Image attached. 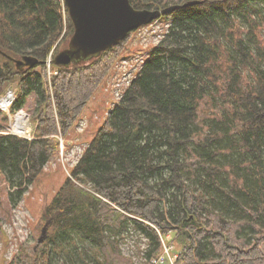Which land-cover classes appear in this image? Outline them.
I'll return each mask as SVG.
<instances>
[{
	"label": "trees",
	"instance_id": "16d2710c",
	"mask_svg": "<svg viewBox=\"0 0 264 264\" xmlns=\"http://www.w3.org/2000/svg\"><path fill=\"white\" fill-rule=\"evenodd\" d=\"M262 1L129 0L136 11L175 8L153 21L161 38L44 206L45 241L21 248L18 264H135L121 247L131 230L149 245L142 264L168 234L174 264H264ZM72 33L61 0H0V92L18 81L12 110L30 102L35 121L31 141L0 134L9 210L135 32L83 64L51 65L48 78V55ZM23 56L38 64L18 70Z\"/></svg>",
	"mask_w": 264,
	"mask_h": 264
},
{
	"label": "rangeland",
	"instance_id": "374dc122",
	"mask_svg": "<svg viewBox=\"0 0 264 264\" xmlns=\"http://www.w3.org/2000/svg\"><path fill=\"white\" fill-rule=\"evenodd\" d=\"M172 1L177 2L178 0ZM149 23L147 27L143 25L139 28H144L140 30L137 28L134 31L133 38L126 44L125 50L113 64L108 75L66 135L55 137L58 143L56 155L50 159L12 210H9L7 204L8 187L0 179V261L5 260L4 264L11 261L18 264V251L23 248L28 254L33 249L40 236L44 206L65 183L74 163L93 140L109 112L116 106L127 84L136 76L141 68V62L149 55L151 47L158 43L164 26L159 22L150 21ZM65 30L66 26L63 30L65 35H61L60 42L67 36ZM10 83V86L13 85L12 82ZM24 109L29 114V127L32 133L35 129V121L30 102ZM3 124H5L4 120ZM131 231L121 245L122 252L131 256L135 264H142L149 245L145 238ZM172 249L177 253L176 246L173 244ZM56 264H61V262Z\"/></svg>",
	"mask_w": 264,
	"mask_h": 264
},
{
	"label": "water",
	"instance_id": "95a60500",
	"mask_svg": "<svg viewBox=\"0 0 264 264\" xmlns=\"http://www.w3.org/2000/svg\"><path fill=\"white\" fill-rule=\"evenodd\" d=\"M63 2L73 33L66 47L50 62L60 68L83 64L99 56L122 42L130 32L175 8L136 11L129 0H63ZM13 62L21 71L23 68H33L38 64L37 60L30 56H23ZM48 225L49 221L43 225L37 246L45 241Z\"/></svg>",
	"mask_w": 264,
	"mask_h": 264
},
{
	"label": "built area",
	"instance_id": "2783aa9c",
	"mask_svg": "<svg viewBox=\"0 0 264 264\" xmlns=\"http://www.w3.org/2000/svg\"><path fill=\"white\" fill-rule=\"evenodd\" d=\"M16 98V89L12 86L8 87L5 92L0 96V111L5 112L8 115V133L23 137L27 140H31L32 137L29 134V116L23 110H18L13 114H9V110L13 105ZM21 122V123H20ZM23 127L26 131L24 133H18L15 131L16 127ZM165 253L168 254V249H165ZM163 261V258L152 261L153 264H158Z\"/></svg>",
	"mask_w": 264,
	"mask_h": 264
},
{
	"label": "bare ground",
	"instance_id": "6f19581e",
	"mask_svg": "<svg viewBox=\"0 0 264 264\" xmlns=\"http://www.w3.org/2000/svg\"><path fill=\"white\" fill-rule=\"evenodd\" d=\"M15 131L18 132V133H24L26 130L23 127L19 126V127L15 128Z\"/></svg>",
	"mask_w": 264,
	"mask_h": 264
},
{
	"label": "crops",
	"instance_id": "0c3cea01",
	"mask_svg": "<svg viewBox=\"0 0 264 264\" xmlns=\"http://www.w3.org/2000/svg\"><path fill=\"white\" fill-rule=\"evenodd\" d=\"M2 259H4V258H2ZM0 264H4V260H1V261H0Z\"/></svg>",
	"mask_w": 264,
	"mask_h": 264
}]
</instances>
